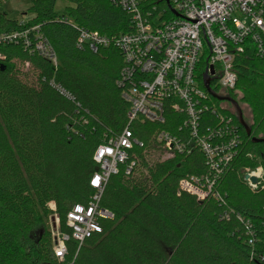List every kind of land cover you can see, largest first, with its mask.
Masks as SVG:
<instances>
[{"label":"trees","instance_id":"obj_1","mask_svg":"<svg viewBox=\"0 0 264 264\" xmlns=\"http://www.w3.org/2000/svg\"><path fill=\"white\" fill-rule=\"evenodd\" d=\"M60 1L67 3L62 14L57 12ZM31 3L33 17L24 25L0 12V35L39 26L57 66L21 42L0 45L5 57L0 60V264H264L259 260L264 255V191L252 193L236 174L223 186L225 204L201 203L181 191L182 179L203 174L206 166L198 150L159 160L157 133L177 134L183 119L170 113V124H132L145 145L135 150L138 167L131 175L121 169L111 177L101 200L115 218L80 250L68 241L65 261L55 258L54 214L61 231L70 233L68 212L95 193L90 181L99 169L97 148L128 124L119 85L122 54L114 45L96 52L78 47V38L85 29L114 39L132 30V19L109 0ZM19 60L33 67L35 77L22 73ZM234 67L238 82L228 95L250 109L251 121H245L251 136L231 108L222 112L233 117L244 149L255 156L245 166L264 168V144L252 142L264 139V58L249 41ZM211 86L220 91L217 82ZM212 121L207 117L205 123Z\"/></svg>","mask_w":264,"mask_h":264},{"label":"built area","instance_id":"obj_2","mask_svg":"<svg viewBox=\"0 0 264 264\" xmlns=\"http://www.w3.org/2000/svg\"><path fill=\"white\" fill-rule=\"evenodd\" d=\"M109 1L131 17L132 30L111 39L82 29L78 47L96 52L114 45L122 54L119 85L128 105V124L97 148L94 160L99 169L90 181L95 193L87 204H76L68 212L70 233L61 231L60 218L54 214L53 254L61 262L68 255V241H75L80 250L88 239L103 233L105 221L115 218L112 211L101 206V200L111 177L121 169L131 175L138 167L135 150L145 147L132 129L138 121L166 125L170 124L168 113L183 117L177 134L161 130L156 144L164 160L200 151L206 171L187 175L179 186L197 201L213 199L225 204L227 197L222 189L233 174L252 193L264 191L263 166H245L255 156L244 149L233 117L222 112L231 105L222 102L218 107L204 86L208 76L220 91H233L238 82L235 58L249 41L264 58V0ZM20 42L57 66V55L40 34L39 26L0 35V45ZM0 60H5L1 53ZM220 91L216 93L220 95ZM207 117L214 121L205 123ZM97 179L98 183H93ZM49 208L56 212L54 203ZM246 226L251 231L249 222ZM249 242L253 245L252 239ZM259 260L264 262V255Z\"/></svg>","mask_w":264,"mask_h":264},{"label":"rangeland","instance_id":"obj_3","mask_svg":"<svg viewBox=\"0 0 264 264\" xmlns=\"http://www.w3.org/2000/svg\"><path fill=\"white\" fill-rule=\"evenodd\" d=\"M31 4H32L31 0H7V1H4L2 5H0V12L8 13V16L11 19L18 20V21H27L33 17L29 13V8L31 7ZM66 5H67L66 2L60 1L57 5V12L62 14ZM206 50H207V55H208V52H209L208 47H206ZM16 64H17V67L22 71V73L28 74L31 77H33V76L35 77L36 71L28 63H25L24 61L20 62V60H19ZM223 105H224V102H223ZM240 107L243 111L244 119L247 122L251 121L250 109L243 103L240 105ZM230 108L232 110H234V108L232 106H230ZM158 158L160 161H164V159H163L164 154L162 153V151L158 153ZM244 191H247V190H244ZM53 226H54V218H52V221H51L52 235L54 234V232H53L54 227Z\"/></svg>","mask_w":264,"mask_h":264},{"label":"water","instance_id":"obj_4","mask_svg":"<svg viewBox=\"0 0 264 264\" xmlns=\"http://www.w3.org/2000/svg\"><path fill=\"white\" fill-rule=\"evenodd\" d=\"M166 1V0H165ZM5 69V67H3ZM204 86L205 89L208 91V93L215 99L221 102H227L229 103L235 110L237 120L239 124L245 129L246 133L248 136H251V128L250 126L246 123L244 116H243V111L237 101H235L232 97L230 96H220L218 95L211 87V79L208 76H205L204 79ZM252 142L255 144H264V139H259V138H253ZM253 182H257L255 178H251Z\"/></svg>","mask_w":264,"mask_h":264},{"label":"flooded vegetation","instance_id":"obj_5","mask_svg":"<svg viewBox=\"0 0 264 264\" xmlns=\"http://www.w3.org/2000/svg\"><path fill=\"white\" fill-rule=\"evenodd\" d=\"M220 95H221V96H225V97H226V96H229V95L227 94V92H225V91H220Z\"/></svg>","mask_w":264,"mask_h":264},{"label":"snow or ice","instance_id":"obj_6","mask_svg":"<svg viewBox=\"0 0 264 264\" xmlns=\"http://www.w3.org/2000/svg\"><path fill=\"white\" fill-rule=\"evenodd\" d=\"M93 183H98V179L96 181H93Z\"/></svg>","mask_w":264,"mask_h":264}]
</instances>
